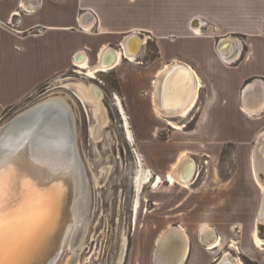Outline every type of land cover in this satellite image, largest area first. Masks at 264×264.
<instances>
[{"label":"crops","instance_id":"obj_1","mask_svg":"<svg viewBox=\"0 0 264 264\" xmlns=\"http://www.w3.org/2000/svg\"><path fill=\"white\" fill-rule=\"evenodd\" d=\"M88 13L94 19L84 25L83 17ZM196 17L202 26L193 31L191 21ZM130 34L148 37L158 54L153 61H146L143 50L139 59L142 64L132 65L138 61L123 58L116 68L128 60L130 68L136 70V75H120V84L131 98L130 105L143 129L160 134V123H166L153 107L152 119H148L143 107L152 105L150 94H145L151 91L155 65L182 62L193 68L201 83L190 117L179 120L189 129L182 133L184 140L157 142L167 149L168 165L185 151L213 161L222 156L225 147L232 148L229 170L212 167L200 186L194 188L202 174L187 190L190 197L183 207L188 210L181 213L182 221L199 226V238L194 240L189 233L190 251L184 264H215L224 256L223 248L210 251L202 242L208 227L222 239L223 246L241 242V253L248 263L264 264V247H256L253 232L247 238L242 234V240L238 234L245 227L255 228V215L263 201L264 0H0V115L32 96L40 86L73 71L77 53H83V60L92 66L106 48L116 46L120 48L114 50L122 51L121 42ZM224 37L239 42L237 53L236 48L218 52ZM132 84L136 88L129 92L127 87ZM155 140V134L142 137L152 157H147L146 164L155 175L164 176L175 162L167 166V171L160 167L161 156L150 147L156 145ZM173 191L169 185L153 191L155 210L173 203ZM163 213H158L159 225L170 223ZM260 227L264 225L258 228L264 240ZM145 242L142 237L138 239L141 247H146ZM230 253L234 255L235 251L231 249Z\"/></svg>","mask_w":264,"mask_h":264},{"label":"rangeland","instance_id":"obj_2","mask_svg":"<svg viewBox=\"0 0 264 264\" xmlns=\"http://www.w3.org/2000/svg\"><path fill=\"white\" fill-rule=\"evenodd\" d=\"M141 35L146 39V44L143 47L146 61H153L158 57L154 42L148 43V37H145L143 34ZM112 47L116 49L120 48H117L116 46ZM142 52L137 57L138 64L130 63L128 60H124V65H122L119 69L112 70L108 73H99L97 74L96 79L93 80L79 73V68L75 67L73 71L59 75L55 79L40 86L32 96L25 98L15 107L7 108L0 115V126H2L4 123L8 122L24 110L32 108L41 102L58 97L66 100L67 107H69L74 114L75 131L78 136L77 140L79 150L82 157L86 179L89 185V194L91 199L87 228L85 230L86 233L83 235L84 238H82V249H80V247L77 248L80 255L76 264H152V255L154 253L153 258L155 260V252L159 238L164 235L165 231L169 229V227L172 226L174 228L182 226L186 230L189 237L191 234L194 240H198L199 238V226L185 225V222L182 221L184 216L181 213L188 210L186 207H183V202L186 197H190V194L187 191L188 189L184 190L181 186H174L175 191H173L172 194L174 197L173 203L169 206H163L162 208H164V210H155L157 207L154 205L153 196L156 194H153V191L157 192L163 185L168 186L169 183L167 182H164L156 189H153L150 185L144 188L141 195L142 204L137 220V231H135L133 212L135 189L133 178L136 172L137 164L134 149L142 156L144 167L152 170L146 164L147 157L149 159L152 158L148 152L150 151V148L144 145L142 137L143 135L152 137V135L155 134L156 145H152L150 147H153L151 149H154L156 154H160L161 157L159 165L161 168L164 167L167 171L169 165L175 162L177 155L172 158V162L168 165V158L166 155L167 149L157 145V142L167 141L168 139H171L172 141L184 140V136L182 135L183 132L174 133L167 127V123H160L162 130L161 133L158 134V132L156 133V131H153L152 129H149V132L143 129L142 124L136 120L135 108L130 105V101L132 100L128 97L129 95L127 92L124 91L125 89L122 90L121 88L120 75L126 73L128 76L137 74L135 68H130L128 62L132 65L142 64L140 61L142 60L140 59ZM95 64L96 63H93L92 66ZM163 66L165 65L157 64L154 66L150 76L151 80L154 79L157 71L161 70ZM150 82L152 91V81ZM78 83L81 86L95 84L102 90L103 104L108 118V122L103 127L98 125L100 122L96 121L95 110L92 109L93 107L91 106V103L80 97V93H78L79 87H77V85L79 86ZM127 88L130 92V90H135L136 87L132 84L131 86L128 85ZM47 89H49V92L46 96H44ZM151 91L145 95L150 94L151 96ZM116 95L121 98L124 110L129 118L131 131L133 132L135 138L134 146L126 140L125 129L123 128L124 121L121 120L122 117L120 119L121 114H118L119 110L117 111L118 107L115 105ZM143 107L144 110L147 111L146 115L148 119H152L150 112H152L153 106L150 105ZM174 120L179 122V120L185 119ZM154 122L156 124L157 120ZM184 126L185 128L187 127L186 124ZM93 127L94 133L92 134L91 131ZM88 129L92 138L91 140L88 134ZM188 130L189 129H185V131ZM231 153L232 148L225 147L222 152V156L218 157L217 160L214 159L213 161L209 157H194L192 155L198 165L199 171L196 182L202 174L199 182L194 186V188L201 185L200 182L205 179V173L212 167L224 171L229 170L231 168ZM164 176L162 175L163 178ZM192 186L190 190L192 189ZM163 211H165V213H163ZM158 213H163L162 215L166 216L168 215L170 218L168 221L170 223L166 222L159 225L157 223V219L160 218ZM253 215H255V212ZM252 217L254 218V216ZM253 218H251V220ZM255 218L257 223L258 214L257 217L255 215ZM153 219H156V222H153ZM254 229V226L245 227L243 233H238L241 235L240 240H242V234H244L247 238V235L254 232ZM237 230L238 232L240 231L239 229ZM260 233L261 235H264L263 227H260ZM140 237L146 240V247L143 246L144 248L138 244V239ZM237 242L239 243L242 251V243L239 241ZM222 248L224 252H231V245L230 247L224 245ZM242 253L237 254L235 252L234 256L239 257L244 264H250L244 258L245 256ZM93 254L96 255L91 257ZM72 257L73 254L71 253L70 248L66 247L61 258L56 264H69ZM176 264H181V261L179 260Z\"/></svg>","mask_w":264,"mask_h":264},{"label":"water","instance_id":"obj_3","mask_svg":"<svg viewBox=\"0 0 264 264\" xmlns=\"http://www.w3.org/2000/svg\"><path fill=\"white\" fill-rule=\"evenodd\" d=\"M91 19H94L91 14H85L84 25L89 24L87 21ZM201 26L199 18L196 17L191 21L193 31L200 30ZM131 36L133 34L125 39ZM125 39L121 42L122 47H124ZM230 40L236 43L234 48L237 53L240 47L239 42L230 37H224L217 46L220 54L232 50V48L227 50ZM110 47L115 54L114 47ZM237 55L235 54L233 59ZM77 58L84 59V54L77 53L74 63ZM180 69L181 65L172 67V70ZM178 79L181 84L184 83L182 95L186 99L192 94L193 85L191 86V82L182 79L181 76ZM65 135L69 150L66 160L75 172L73 181L69 185L66 184L67 176L64 172L56 170L57 167L51 168V176H48L47 168L53 164L46 162H58L57 157L62 155L59 154L60 147L51 138L55 137L58 140ZM77 143L71 118L66 113H60L52 103L38 104L26 109L0 126V156L13 149L16 150L11 157L16 169L9 208L11 217L4 236L0 237V264H56L58 262L63 248L66 247L69 233L77 224L75 208L81 199L89 205L90 211V192L87 189L82 157ZM44 149L52 150L55 153L54 156L43 153ZM190 177L191 175L188 174L187 179L191 180ZM36 178H41V181H37ZM262 203L264 206V197ZM214 235V232L209 235L207 232L203 241L206 242L209 236L212 240ZM164 241L162 237L155 252V257L161 264L169 262L163 261L164 257H161ZM232 261V257L222 256L215 264H231Z\"/></svg>","mask_w":264,"mask_h":264},{"label":"bare ground","instance_id":"obj_4","mask_svg":"<svg viewBox=\"0 0 264 264\" xmlns=\"http://www.w3.org/2000/svg\"><path fill=\"white\" fill-rule=\"evenodd\" d=\"M145 44H146L145 39H141V37L138 35L137 36L133 35L126 39L122 51L115 50V54L108 48L102 51L100 55V61H98L97 64L91 66L89 65L88 61L83 59L80 60V58H77L75 60L76 62L75 64L76 67L79 68L78 70L79 73L93 80L96 79L97 74L108 73L119 67L121 65L123 58H126L131 62H135L137 60V57L142 52ZM235 45L236 43H234L233 41L231 42L230 40V43L227 45V50H229L230 48H232L233 50ZM174 65H183L181 66L180 69L181 71L172 70V67ZM180 76L182 79L184 78L190 81L191 86L193 85V92L186 99H184V96L182 95V92L184 91V83L181 84V82H179L178 78H180ZM186 83L187 81L185 82V85ZM152 84L153 85L151 91V101L154 112L160 119L164 120L169 127H172L178 132H184L185 126L175 121L174 119H187L197 104L199 92L201 89V83L196 73L194 72L193 68L178 61L173 64L165 65L161 70H159L157 75L154 77ZM77 87H79L78 93H80V97L83 100L86 101L88 100V102H90L91 106L93 107L92 109L95 110L96 121L100 122V123L98 122L99 123L98 125L103 127L108 122V118L106 116V111L103 104L102 90L95 84L82 85V86L79 84V86L77 85ZM43 103L46 104L52 103L60 111V113H66L69 116V118H71L75 130V117L71 109L67 107V103L65 99L58 97L41 102L39 104H43ZM115 105L118 107V110L122 117V121H124L123 128L125 129L126 139L132 146H134L135 138L133 132L131 131L129 118L124 110L122 100L118 95L115 96ZM91 132L92 134L94 133V127L92 128ZM75 137L77 140L78 136L76 135V131H75ZM51 139L53 140L54 143H58L57 145L58 147H60L59 154L62 155H60L59 158L57 157L58 162L51 163L50 161H46L49 164H53L51 167L47 168L48 176L52 172L51 168L55 169V167H57L56 170L60 171L61 173L64 172L65 175L67 176L66 184L69 185L73 181V176L75 172L73 171L72 165H70L66 160V157L69 152L68 145L66 143L68 139L66 135L63 136L62 138L60 137L58 140H56L55 137H52ZM134 151L136 155L137 167L133 178L134 189H135L133 212H134L135 231H137L136 228L137 220L139 217V212L142 204L141 195L146 186L150 185L153 187V189H156L160 187L161 184H163L164 182H167L169 183L170 186L174 187L178 185L184 189L190 190L191 186L196 182L197 174L199 171H198V165L195 159L192 157V154L188 151H185L180 154L177 161L173 164L171 170L163 178L161 175H157V174L155 175L152 170L145 168L143 164L142 156L135 149ZM42 152L45 153L46 155L51 154L52 156H54L55 154L52 150H48V149L46 150L44 149L42 150ZM255 162H257V160ZM54 164L57 165L55 166ZM188 174L191 175L190 177L192 178L191 180L187 179ZM36 180L40 182L41 178H36ZM85 180L87 183V189L89 190V185L86 179V175H85ZM62 182H64L63 179ZM260 185L264 197V185L262 184ZM88 208L89 205L87 203H84L83 199L79 201V203L75 208V217L77 219V224L75 225V227L71 229L66 243V247H69L71 253L73 254V257L69 262V264H76V262L78 261L80 254L78 253L77 248L80 247V249H82L83 246L82 238H84L83 235L86 233L85 230L87 228V221L89 215ZM260 225H264L263 203L261 204V207L259 209L258 220L253 232L254 244L256 245V247L262 249L264 247V240L261 239L258 235L259 233L258 228ZM207 232L209 235V233L211 232H214L215 234V231L210 227H208V229L203 232L202 242H204L207 245V249L210 251H214L216 248H222L224 242L219 236L214 235V239L212 240H210L211 238L209 236L206 242L203 241V237ZM162 237L163 239H165L164 246L161 250V254H162L161 257H164L163 261L166 260L169 261L167 264H176L180 260L181 264H184L190 251V237L187 234L186 230L182 226H179L177 228H174L173 226L169 227V229L165 231L164 235H162L159 238L157 245L159 244ZM66 247L63 248L62 254ZM231 249L235 251L237 254L241 253L240 245L236 240L231 242ZM224 257L225 258L232 257L233 261L231 264H244L239 257L234 256L230 252H225ZM155 261H156L155 264H161L158 261V258L156 257H155Z\"/></svg>","mask_w":264,"mask_h":264},{"label":"snow or ice","instance_id":"obj_5","mask_svg":"<svg viewBox=\"0 0 264 264\" xmlns=\"http://www.w3.org/2000/svg\"><path fill=\"white\" fill-rule=\"evenodd\" d=\"M15 151L13 149L11 152L0 156V237L4 236L6 226L11 217V212L9 211L10 199L16 177V169L13 166L14 161L11 157L14 156Z\"/></svg>","mask_w":264,"mask_h":264},{"label":"flooded vegetation","instance_id":"obj_6","mask_svg":"<svg viewBox=\"0 0 264 264\" xmlns=\"http://www.w3.org/2000/svg\"><path fill=\"white\" fill-rule=\"evenodd\" d=\"M48 92H49V89L46 90L44 96H46V95L48 94ZM117 111H118V109H117ZM118 114H120L119 111H118ZM119 116H120V115H119ZM120 119H121V116H120ZM121 120H122V119H121ZM105 128H106V127H105ZM105 128H104V129H105ZM104 129H103V130H104ZM88 134H89V136H90V140H91L92 138H91V135H90L89 129H88ZM126 140H127V139H126ZM131 221H132V217H131ZM119 246H120V244H119ZM95 255H96V254H93L91 257H93V256H95Z\"/></svg>","mask_w":264,"mask_h":264}]
</instances>
